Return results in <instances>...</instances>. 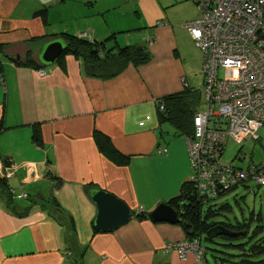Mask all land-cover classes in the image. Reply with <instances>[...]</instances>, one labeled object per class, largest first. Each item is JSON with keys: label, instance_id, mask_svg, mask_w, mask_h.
I'll return each instance as SVG.
<instances>
[{"label": "crops", "instance_id": "0c3cea01", "mask_svg": "<svg viewBox=\"0 0 264 264\" xmlns=\"http://www.w3.org/2000/svg\"><path fill=\"white\" fill-rule=\"evenodd\" d=\"M199 15L191 0H0V175L29 201L9 200L27 208L19 215L0 194V264H195L192 254L183 260L169 245L188 238L183 226L139 214L189 182L185 137L159 125L157 102L185 87L201 90L202 52L184 27ZM60 33H87L107 46L141 44L151 57L106 79L88 75L71 54L63 66L39 69L7 57L25 53L33 38ZM35 125L40 144L32 139ZM94 130L128 162L101 153ZM87 185L125 201L131 219L95 232ZM31 186L38 187L34 195ZM48 194L72 217V233L36 205Z\"/></svg>", "mask_w": 264, "mask_h": 264}, {"label": "built area", "instance_id": "2783aa9c", "mask_svg": "<svg viewBox=\"0 0 264 264\" xmlns=\"http://www.w3.org/2000/svg\"><path fill=\"white\" fill-rule=\"evenodd\" d=\"M191 1L200 15L184 27L202 52L203 83L202 109L193 116V135L185 136L189 182L203 197H217L248 179L264 185V162L244 168L222 159L228 139L240 143L255 138L264 125V0ZM82 37L90 36L82 33ZM223 68L236 69L238 75L223 78L219 75ZM158 107L164 108L162 103ZM165 151L166 147L158 149ZM169 245L183 260L189 254L195 264L204 259L199 238Z\"/></svg>", "mask_w": 264, "mask_h": 264}, {"label": "trees", "instance_id": "16d2710c", "mask_svg": "<svg viewBox=\"0 0 264 264\" xmlns=\"http://www.w3.org/2000/svg\"><path fill=\"white\" fill-rule=\"evenodd\" d=\"M112 37H114V34L109 36V38ZM53 38H61L65 43V48L56 61L57 64L63 66L65 56L71 54L82 60L84 70L88 75L104 79L118 75L128 65L138 66L146 63L151 57L146 46L141 44L133 43L120 45L116 41H113L112 45L107 46L105 44L106 39L97 41L69 33H60L45 39L33 38V40H31L32 42L27 43L30 44V47L25 53L21 52V54L19 51V54H21L20 58L14 60L8 57L10 55L7 57L17 65H25L36 69L42 68V63L37 58V52L42 43ZM38 44L39 47L35 48ZM5 48L6 46H0V51ZM11 54L13 56L16 53ZM200 102L201 90L199 89L185 87L181 92L163 96L157 102L159 125L167 122L172 127L175 134L183 135L184 137L192 136L194 130L193 116L198 110ZM158 103L163 104V110L159 109ZM2 128L3 125L0 122V131ZM40 137L39 127L35 125L33 127L32 139L37 144H40ZM93 138L101 153L107 158L122 165L128 162V157L117 150L105 134L94 130ZM249 163H251V161ZM245 182L246 181H244L243 184ZM91 187L90 185L86 186L88 192ZM235 188L236 186H233L221 192L217 197ZM10 191L11 189L7 185L6 178H0V194L5 198L6 206L16 214H25L27 208L18 209L14 204L9 202L13 196ZM217 197L200 196L192 182H185L181 186L178 196L167 202L172 205L179 214L180 222L176 224L181 226H183V223L189 225V228L183 226L189 239L199 238L201 243L202 234H206V232L214 226H221L227 233L219 234L217 237L228 242L224 244L225 247L237 250V254H231V256H241V259L236 261V263L264 264V237L257 238L259 233L264 231V225L259 223L251 230V225L246 220H236L234 223L229 221H216L217 216H220L225 211L231 210L229 203H224L219 206L212 203L213 199ZM36 205L42 211H45L47 215L56 220L59 225L63 226L65 232H69L70 234L74 231L72 217L69 214L67 215L63 208L60 207L54 195L48 194L41 197V201L37 202ZM146 215L147 213L139 214L141 217H145ZM66 217L68 223L63 221ZM252 219L253 213H251L249 221ZM258 220H261L260 216ZM94 231L97 232L95 229ZM205 239L209 242H213V239L207 237H205ZM203 260L206 261L205 248Z\"/></svg>", "mask_w": 264, "mask_h": 264}, {"label": "rangeland", "instance_id": "374dc122", "mask_svg": "<svg viewBox=\"0 0 264 264\" xmlns=\"http://www.w3.org/2000/svg\"><path fill=\"white\" fill-rule=\"evenodd\" d=\"M85 38L89 39L88 37ZM219 75L223 78H236L238 72L236 69L223 68L220 70ZM194 83L195 87H201V82L199 83L198 80ZM198 109H202L201 102L198 105ZM163 124L166 127L172 128L167 122H164ZM256 135L257 137H249L248 139L240 143L228 139L224 144L225 151L222 155L223 161H232L234 165L242 166L244 168L252 163L259 164L264 162V125L259 128ZM250 161L251 163H249ZM0 164H2V162H0ZM0 176L4 177L2 175ZM243 181L237 183L235 185V189L213 199L212 203H214L216 206L224 203H229L231 206V210L225 211L220 216H217L216 221H229L231 223H234L236 220H246L250 223L252 230L259 223L264 225V185H258L257 182L252 179L247 180L244 184ZM38 187H41L42 189L44 188V186L41 185ZM38 187L31 186V191H28L30 195H34ZM16 192H19V189H17ZM15 198V202L17 203L29 202L28 199H23L28 197H22V199H19L17 197ZM251 213H253V219L249 221ZM259 216L261 217L260 221L258 220ZM66 219L67 217L62 220L64 222H67ZM259 237H264V231L259 233L257 238ZM193 239L195 238H187L185 240ZM226 243L228 242L219 237L213 239V242H209L205 239V234H202L201 245L203 248H205L206 261H202L201 264H238L236 263V261H239L241 259V256H231V254H237V250L225 247L224 244ZM197 264H199V262Z\"/></svg>", "mask_w": 264, "mask_h": 264}, {"label": "water", "instance_id": "95a60500", "mask_svg": "<svg viewBox=\"0 0 264 264\" xmlns=\"http://www.w3.org/2000/svg\"><path fill=\"white\" fill-rule=\"evenodd\" d=\"M64 48L65 43L61 38L49 39L42 43L37 52V58L42 63V67L55 64ZM8 57L15 60L20 58V54L16 53ZM49 173L50 171L48 170L45 175ZM89 195L97 207V212L92 222L95 230L101 232L112 231L126 224L131 219L133 213L130 207L113 193L101 188L91 187ZM147 217L152 222H168L172 224L180 222L177 210L167 201L159 203L147 213ZM183 226L189 228L187 224L183 223ZM222 233L227 232L221 226H214L206 232L205 237L213 239Z\"/></svg>", "mask_w": 264, "mask_h": 264}, {"label": "bare ground", "instance_id": "6f19581e", "mask_svg": "<svg viewBox=\"0 0 264 264\" xmlns=\"http://www.w3.org/2000/svg\"><path fill=\"white\" fill-rule=\"evenodd\" d=\"M81 36H82V34H81Z\"/></svg>", "mask_w": 264, "mask_h": 264}]
</instances>
